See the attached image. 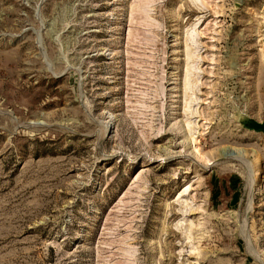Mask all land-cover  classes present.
Segmentation results:
<instances>
[{
  "label": "rangeland",
  "instance_id": "374dc122",
  "mask_svg": "<svg viewBox=\"0 0 264 264\" xmlns=\"http://www.w3.org/2000/svg\"><path fill=\"white\" fill-rule=\"evenodd\" d=\"M264 0H0V264H264Z\"/></svg>",
  "mask_w": 264,
  "mask_h": 264
},
{
  "label": "water",
  "instance_id": "95a60500",
  "mask_svg": "<svg viewBox=\"0 0 264 264\" xmlns=\"http://www.w3.org/2000/svg\"><path fill=\"white\" fill-rule=\"evenodd\" d=\"M240 122L245 128L255 130L257 132H264V122H260L249 116H243Z\"/></svg>",
  "mask_w": 264,
  "mask_h": 264
}]
</instances>
